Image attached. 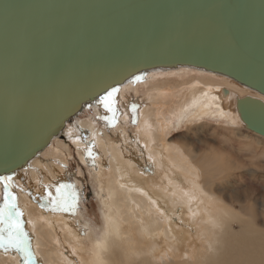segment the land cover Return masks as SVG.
Masks as SVG:
<instances>
[{"label":"bare ground","instance_id":"bare-ground-1","mask_svg":"<svg viewBox=\"0 0 264 264\" xmlns=\"http://www.w3.org/2000/svg\"><path fill=\"white\" fill-rule=\"evenodd\" d=\"M165 71L173 73L161 77L154 73L148 77V93L140 103L141 123L133 140L127 126H119L114 136L109 137L100 133L93 121L76 122L69 124L60 137L25 167L6 175H16L12 180L13 195L23 213L37 264H264V228L261 230L256 223L259 216L264 217L263 194L259 212L254 205H245L250 200L251 188L242 193L230 190L226 195L219 180L242 167L223 151L210 149L207 153L204 138L197 141L198 147H194L195 142L188 134L179 141L170 138L175 123L179 127L187 121L199 120V130L205 129L208 120L229 124L222 125L225 133L221 132L219 139L228 145L233 134L241 144L250 145L247 150L251 164L264 162V143L255 136L257 143L249 142L237 126L244 127L236 110L237 98L252 96L264 101V95L230 77L193 67L159 69L140 75ZM131 80L120 89L133 84ZM128 102L129 99L119 96L118 116L123 119L130 116L125 112ZM85 131L92 135L88 143ZM66 139L76 146L83 162L89 160L87 150H94L95 160L90 161L93 176L104 194V209H108L104 212L106 229L101 239L82 232L76 225V214L52 212L43 199L45 186L54 191L59 183L69 182L65 164L71 155V145ZM150 167H155L163 180L151 178ZM197 171L201 174L200 184L194 178ZM234 202L241 203V208L234 207ZM212 206L219 211H211ZM183 218H190L193 223ZM199 222L202 224L195 228ZM236 223L239 231L234 229ZM203 224L210 233L219 232L217 242L212 244L217 249H213L215 253H211L209 262L202 250L195 253V260L191 257L194 255L188 254L197 242L193 236L203 232L197 233ZM227 240L236 247H228L225 255L220 256L221 244ZM63 250L67 251L65 255ZM20 262L19 254L0 252V264Z\"/></svg>","mask_w":264,"mask_h":264},{"label":"water","instance_id":"water-1","mask_svg":"<svg viewBox=\"0 0 264 264\" xmlns=\"http://www.w3.org/2000/svg\"><path fill=\"white\" fill-rule=\"evenodd\" d=\"M179 67L264 95V0H0V176L47 149L104 89ZM236 110L264 137L262 99L237 98Z\"/></svg>","mask_w":264,"mask_h":264},{"label":"rangeland","instance_id":"rangeland-1","mask_svg":"<svg viewBox=\"0 0 264 264\" xmlns=\"http://www.w3.org/2000/svg\"><path fill=\"white\" fill-rule=\"evenodd\" d=\"M195 71H197V70H195ZM174 72H177V71H174ZM197 72H202V71H197ZM154 73H155V75H158V77H161L162 75L164 76V75H167V74H170L173 72H171V71L159 72L160 74L158 72H153V73H150L146 76H143L144 79L142 82L133 83V84H130V85L120 89L119 96L122 95L125 98L129 99V102H128L129 106L127 107V109H125L126 110L125 112H126V114H128V112L130 113V116H129L130 118L128 116L125 117V118H127V119L124 118L126 121L119 115L117 117V122H116L115 126H112L107 122V120L104 119V117H106V116L109 119L111 117H110V114H106L104 112L102 107H96V108L90 107V108L86 109V111H84L75 121H72V123H69V124L73 125L76 122H82L84 120L93 121L96 125L97 130L100 133H102L104 136L107 135L109 137L114 136V134H115V132L119 126H127L129 138H130V140H133L134 139L133 135L136 133V129L138 127H140V123H141V113H140L141 106H140V103H141V100L148 93V88L146 86V84H147L146 82H149L148 77L150 75H154ZM211 75H214V74H211ZM214 76H217V75H214ZM241 87H243V86H241ZM133 104L136 105L135 113L132 111ZM196 121H193V120L189 121V122L187 121V122L183 123L181 126H179L180 128L178 126H176L177 123H175L174 124L175 126L173 128V131H172L170 138L176 139L179 141V140H182L183 137H186L188 134L189 138L191 137L190 140L193 139V142H195V143H193L194 147L200 146L197 143V141L200 140L201 138H204V140H205L204 147L206 148L207 153H209L208 151L210 149H214V150H217L219 152L223 151V153L229 155L230 160L233 161V163H235L236 165H238V167H242V168L234 170V171H229L228 176L226 177L227 179L223 178V180H219L220 188L222 189L223 193L225 192L226 195L228 193H230V190L237 191L238 193H242L243 190L247 189L248 187L251 188V191L248 193V195H250V200L245 205H254L255 211L259 212L260 211L259 205H260L261 200H262L261 195L263 194V196H264V162H256V164H254V165L251 164V162H250L251 160L248 161L250 159V158H248V157H250L248 152H250V151L247 150V148H249L250 145L245 146L244 144H241L239 142L240 139L235 137L233 134L230 135V137L232 136L233 138L231 137L232 142L230 140L231 143L229 142V144H228L229 146L227 144H224V142L219 139V138H221L219 134L221 132L225 133V130L222 129V128H224L222 125L228 126L229 124L227 125L225 123H218V122L213 121V120L212 121L208 120L209 123H207V125L205 126V129L199 130V122H201V121H199V120H196ZM237 126L243 131V133L246 136H248L247 138H249V142L254 141L256 144L257 140H255V139L259 138L258 140L259 141L262 140V142L264 143V139L253 134L252 131L249 132L250 130L249 131L245 130L244 127L243 128L241 127V125L240 126L237 125ZM213 132H214V134H213ZM84 133H85V135H84L85 141L87 143L90 142L92 140L91 133H88L87 131H85ZM214 135L217 136L218 140H217L216 136H214ZM254 136H255V139H254ZM64 138H66V137L64 136ZM251 139H252V141H251ZM67 140H68V143H70V145H71V155L69 157V160L65 164L66 168L68 170L69 178H70L68 183L75 185L77 191L79 192V206L74 213V215L76 214L75 215L76 216V225L80 228V230L82 232H85V234L87 236H89L91 238L94 237V239H101V237L104 235L105 229H106V223H104V220H105L104 217L107 213H104V212H107L108 209H107V207H106V209H104L105 208L104 207L105 206V201H104L105 197H104V194L101 191L99 185L97 184V182H95L96 180L93 176V166L91 165L90 161L95 160V157H94V155H93L94 158L88 157V159H89L88 162H83L79 158V153H78L76 146L73 144L72 141H70L69 139H66V141ZM236 141H237V143H236ZM194 147H193V149H194ZM251 147H253V146H251ZM257 147H258V145H257ZM205 148H203V149H205ZM259 148H261V147H258V149ZM92 152L94 154V150H92ZM247 154H248V156H247ZM148 170H149L148 171L149 176L151 178L156 177V179L158 181L163 180L161 178V176L160 175L158 176L157 173L155 172L156 171L155 167H153V168L150 167V168H148ZM230 172L233 174L231 175ZM15 177H16V175L13 177V179ZM194 178L200 184V182H201L200 172L197 171V175ZM199 178H200V180H199ZM164 182H165V179H164ZM181 186L185 187L183 183H181ZM214 187H216V189L218 188L216 185H214ZM11 191L13 193V189H11ZM252 191H254V192H252ZM0 193H1L0 194V203H2V200L4 197V187H0ZM222 198L225 200V198H227V197L225 196V198H224L222 196ZM241 200H244V199L241 198ZM255 200H256V202H255ZM257 200H258V203H257ZM103 201H104V203H102ZM233 204H234V207H236L237 209L241 208V203L234 202ZM210 208H212V209H210L211 211L215 210L214 206H212ZM215 211H217V209ZM176 216H178V214H176ZM185 219L187 221L190 218H183V221ZM190 220L188 222L190 224H192L193 222ZM222 220H223V222L226 221L224 216L222 217ZM200 223L201 222L195 224V228L198 227V225L202 224V223L201 224ZM256 223L258 226H260L261 230H263V228H264V217L259 216L258 219H256ZM224 225L225 224L223 223L222 228H225L226 225L225 226ZM200 228H201V230H198L197 233L199 231H201V232L203 231L205 233L202 232V233L197 234L198 236L196 235V237L193 236V240L194 241L197 240V242L193 243L192 244L193 248L191 247V251L190 252L187 251V252L189 255L190 254L194 255L191 257L193 260H195L194 257L197 255L195 253H198L199 251L202 250L203 254H206V257H207L206 261L209 262L211 260L210 255L215 253L214 251H216L215 249H217L216 246L214 245V247H213L212 244L215 243V241L217 242L218 238H216V237H219V232H217V233L211 232L212 233V235H211L207 226L204 227V224ZM234 229L236 231L240 230L238 223L234 224ZM195 232H196V229L193 232V234H196ZM185 234H187V236H190V233H188L187 231L185 232ZM200 235L201 236L204 235V236L202 238H200L201 237ZM200 241H202V242H200ZM207 241L209 243L206 244ZM210 241H212V242H210ZM198 242L200 243V245ZM230 242H229V240H227L221 244V248L223 250L221 249L222 251L220 253V256L225 255V253L228 250V247H230V248L236 247L235 245H233ZM203 243H205V245ZM197 247H199L200 250ZM194 248L196 249V251ZM213 249H214V251H213ZM192 250H194L195 252ZM63 252H64V255L67 253V251H65V250H63ZM20 259H21V262L19 264H23L21 256H20ZM186 259L189 262L192 261L191 258L188 256H186Z\"/></svg>","mask_w":264,"mask_h":264},{"label":"snow or ice","instance_id":"snow-or-ice-1","mask_svg":"<svg viewBox=\"0 0 264 264\" xmlns=\"http://www.w3.org/2000/svg\"><path fill=\"white\" fill-rule=\"evenodd\" d=\"M143 79L141 75H134L130 82H142ZM119 92V87L110 86L93 98L97 107H102L105 113L110 114V119L107 116L104 119L112 126H115L119 114ZM132 111L134 113L136 111L135 104L132 106ZM86 154L94 158L91 149H88ZM12 180V176H0V184L4 187L3 202L0 203V252H14L21 256L23 264H37L32 252L29 233L25 230L23 213L18 208L16 197L11 191ZM43 199L47 201L52 212L74 214L79 206V192L71 183H59L54 191L45 186Z\"/></svg>","mask_w":264,"mask_h":264}]
</instances>
